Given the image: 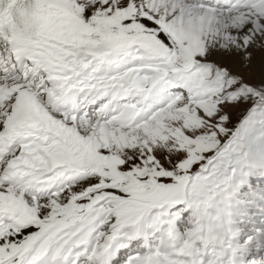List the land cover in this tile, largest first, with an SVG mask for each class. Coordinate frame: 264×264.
Instances as JSON below:
<instances>
[{
    "label": "snow or ice",
    "instance_id": "6c2138e0",
    "mask_svg": "<svg viewBox=\"0 0 264 264\" xmlns=\"http://www.w3.org/2000/svg\"><path fill=\"white\" fill-rule=\"evenodd\" d=\"M0 264H264V0H0Z\"/></svg>",
    "mask_w": 264,
    "mask_h": 264
}]
</instances>
